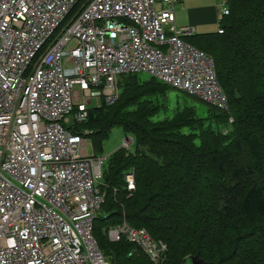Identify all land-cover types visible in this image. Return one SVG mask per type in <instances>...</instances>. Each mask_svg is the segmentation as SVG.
I'll return each mask as SVG.
<instances>
[{
	"label": "built area",
	"instance_id": "1",
	"mask_svg": "<svg viewBox=\"0 0 264 264\" xmlns=\"http://www.w3.org/2000/svg\"><path fill=\"white\" fill-rule=\"evenodd\" d=\"M180 1L0 0V264H109L92 234L109 154H88L75 126L93 100L115 101L120 76L144 73L228 112L212 57L184 41L195 29L175 26ZM227 14L221 0L219 34ZM124 181L133 192V170ZM105 233L161 264L166 246L146 229Z\"/></svg>",
	"mask_w": 264,
	"mask_h": 264
},
{
	"label": "trees",
	"instance_id": "2",
	"mask_svg": "<svg viewBox=\"0 0 264 264\" xmlns=\"http://www.w3.org/2000/svg\"><path fill=\"white\" fill-rule=\"evenodd\" d=\"M226 8L222 34L184 41L212 57L228 112L200 100L205 109L188 100L170 109L174 88L137 73L120 76L115 101L89 108L75 126L77 134L89 132L83 136L94 156H102L114 127L133 139L101 167L104 203L92 234L109 264H151L144 254L128 257L124 238L108 240L105 231L123 221L165 244L161 264H192L194 256L264 264V0H226ZM131 170L129 193L124 175Z\"/></svg>",
	"mask_w": 264,
	"mask_h": 264
},
{
	"label": "crops",
	"instance_id": "3",
	"mask_svg": "<svg viewBox=\"0 0 264 264\" xmlns=\"http://www.w3.org/2000/svg\"><path fill=\"white\" fill-rule=\"evenodd\" d=\"M221 0H181L174 7L175 26H191L194 34L216 33Z\"/></svg>",
	"mask_w": 264,
	"mask_h": 264
},
{
	"label": "rangeland",
	"instance_id": "4",
	"mask_svg": "<svg viewBox=\"0 0 264 264\" xmlns=\"http://www.w3.org/2000/svg\"><path fill=\"white\" fill-rule=\"evenodd\" d=\"M157 5L159 6V3H157ZM210 56V55H209ZM211 57V56H210ZM167 101L168 102V107L170 109H172L173 105L178 101L180 104H183L186 102H190L194 105H196L199 109L201 108H206V105H204L203 103H200L199 100L197 99H192V98H189V97H186L181 91L179 90H176V89H171L168 91L167 93ZM188 100V101H187ZM197 100V101H196ZM97 102L95 100H93L91 102V104L89 105V108H94L96 106ZM164 118V115L163 113L161 112L156 118L155 120H161ZM127 135H125L122 130L119 128V127H114L111 129L110 131V137L109 139H107L104 144H103V149H102V156L103 155H108L110 153H112L113 151H115L116 149L120 148L121 145H122V142L123 140L125 139ZM87 151H88V154H91L92 151L89 147V145H87ZM125 222V221H123ZM122 222V223H123ZM126 223V222H125ZM127 224V223H126ZM128 225V224H127ZM129 226V225H128ZM132 228V227H131ZM147 231V230H146ZM165 245V244H164ZM140 254H143V253H140ZM166 254V251L163 253V255ZM139 255V254H138ZM162 255V260L164 259ZM146 256V255H145ZM147 257V256H146ZM148 259V258H147ZM149 260V259H148ZM150 262V261H149ZM162 262V261H161Z\"/></svg>",
	"mask_w": 264,
	"mask_h": 264
},
{
	"label": "water",
	"instance_id": "5",
	"mask_svg": "<svg viewBox=\"0 0 264 264\" xmlns=\"http://www.w3.org/2000/svg\"><path fill=\"white\" fill-rule=\"evenodd\" d=\"M165 256V254L163 255V257ZM192 264H208L203 262L201 259L198 258V256H194L190 259Z\"/></svg>",
	"mask_w": 264,
	"mask_h": 264
}]
</instances>
